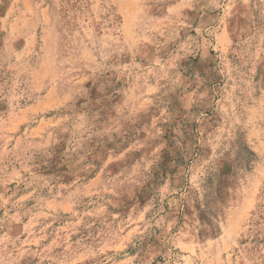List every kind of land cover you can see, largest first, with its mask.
Returning <instances> with one entry per match:
<instances>
[{"label": "rangeland", "instance_id": "1", "mask_svg": "<svg viewBox=\"0 0 264 264\" xmlns=\"http://www.w3.org/2000/svg\"><path fill=\"white\" fill-rule=\"evenodd\" d=\"M0 264H264V0H0Z\"/></svg>", "mask_w": 264, "mask_h": 264}]
</instances>
